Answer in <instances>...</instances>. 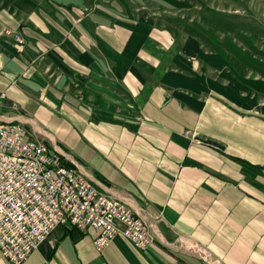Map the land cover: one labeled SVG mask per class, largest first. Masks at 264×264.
Wrapping results in <instances>:
<instances>
[{
  "label": "crops",
  "instance_id": "0c3cea01",
  "mask_svg": "<svg viewBox=\"0 0 264 264\" xmlns=\"http://www.w3.org/2000/svg\"><path fill=\"white\" fill-rule=\"evenodd\" d=\"M1 1L0 122L61 152L154 238L98 252L96 231L65 224L24 264H264V168L204 139L210 88L194 39L151 10L160 0Z\"/></svg>",
  "mask_w": 264,
  "mask_h": 264
},
{
  "label": "rangeland",
  "instance_id": "374dc122",
  "mask_svg": "<svg viewBox=\"0 0 264 264\" xmlns=\"http://www.w3.org/2000/svg\"><path fill=\"white\" fill-rule=\"evenodd\" d=\"M6 1L13 6L18 0ZM160 1L151 10L182 43L194 39L188 46L196 50L210 88L200 124L204 139L244 165L263 169L264 0H174L169 7ZM5 33L24 43L18 33Z\"/></svg>",
  "mask_w": 264,
  "mask_h": 264
},
{
  "label": "built area",
  "instance_id": "2783aa9c",
  "mask_svg": "<svg viewBox=\"0 0 264 264\" xmlns=\"http://www.w3.org/2000/svg\"><path fill=\"white\" fill-rule=\"evenodd\" d=\"M65 224L96 231L98 252L120 235L140 251L154 241L141 217L100 192L61 152L51 151L19 124L0 122V252L9 264H24Z\"/></svg>",
  "mask_w": 264,
  "mask_h": 264
},
{
  "label": "bare ground",
  "instance_id": "6f19581e",
  "mask_svg": "<svg viewBox=\"0 0 264 264\" xmlns=\"http://www.w3.org/2000/svg\"><path fill=\"white\" fill-rule=\"evenodd\" d=\"M11 32V31H10ZM16 124H18V123H16ZM20 125V124H19ZM22 126V125H21ZM23 127V126H22ZM24 128V127H23ZM25 129V128H24ZM26 130V129H25ZM128 206V205H127ZM134 213V212H133ZM135 215H136V213H134ZM121 236V235H120Z\"/></svg>",
  "mask_w": 264,
  "mask_h": 264
}]
</instances>
